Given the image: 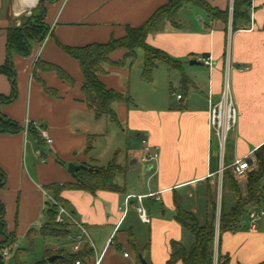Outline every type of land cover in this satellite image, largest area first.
<instances>
[{
    "label": "crops",
    "instance_id": "1",
    "mask_svg": "<svg viewBox=\"0 0 264 264\" xmlns=\"http://www.w3.org/2000/svg\"><path fill=\"white\" fill-rule=\"evenodd\" d=\"M170 1L40 0L34 8L22 10L18 0H0V67L9 55L8 30L21 26L25 18H32L38 7L43 10V24L48 32L42 42L32 43L30 56L12 50L16 98L0 102V116L23 128L19 133H0V180L4 176L0 204L4 207L5 224L0 248L6 237L14 240L15 247L6 264H26L20 256L41 238L35 236L31 240L30 236L46 222V204L54 199L48 188L74 182L68 172L69 164L99 168L116 164L124 171L116 177L121 193H61V205L84 226L92 243L91 247L85 245L88 255L82 264H95L98 258L101 264H141L140 256L148 264H167L173 242L187 247L192 244V236L175 219V196L202 223L210 215V198L216 202L214 264L219 253L227 255L231 264H264V215L252 223V207L248 206L237 231L221 235L219 230L221 213L230 212L238 201L226 175L233 176L246 199L248 177L257 169L254 154L264 145V0H256L253 20L248 7L247 20L234 21L235 0H206L212 7L228 11L226 21L211 19L197 7L184 8L179 29L167 22L163 32L150 34L146 40L149 47L180 62L181 70L159 66L149 82L142 79L141 72L134 80L139 95L132 93L136 60L124 61L125 50L111 55L112 64L105 66L99 80L107 89L129 96V104L114 103L113 110L118 119L116 125L134 142L126 144L124 150L109 148L106 165L101 145L110 140L103 129L109 118H96L88 108L82 93L85 78L80 65L62 50L123 39L128 29L142 27ZM139 50L136 59L142 57L144 64L145 53ZM203 58H211V68L200 62ZM192 61L199 65H191ZM43 63L58 67L72 81L43 69ZM226 76L239 121L236 130L228 135L223 155L209 128V98L213 103L220 100ZM165 79L172 97L157 95ZM150 82L155 87L151 92L147 88ZM175 91L181 99L173 97ZM12 93L10 79L0 74V98H9ZM138 101L141 105H135ZM41 129L48 131L51 146L40 139ZM90 141L92 148L87 150ZM143 142L160 150L158 161L151 166L140 161ZM244 158H250L252 168L245 178L237 179L232 165ZM261 184L264 186V178ZM128 196L145 197L149 224L140 220L135 199L125 213ZM257 208L264 212V202ZM73 231L78 232L75 228ZM43 240L48 248L38 262L45 260L47 254H72V250L57 245H69L65 240ZM130 240L141 250L140 256ZM25 242L27 247L23 249L20 246Z\"/></svg>",
    "mask_w": 264,
    "mask_h": 264
},
{
    "label": "trees",
    "instance_id": "2",
    "mask_svg": "<svg viewBox=\"0 0 264 264\" xmlns=\"http://www.w3.org/2000/svg\"><path fill=\"white\" fill-rule=\"evenodd\" d=\"M186 7H197L209 15L211 19L226 21L228 11L222 12L212 7L206 0H171L165 7L159 9L154 16L142 27L138 29H128L127 36L120 40L112 39L107 44H93L84 48L62 47V50L80 65L81 71L85 78L82 87V93L88 108L95 114L96 118L106 116L109 121L117 124L118 119L113 110V104L124 102L129 104V96L107 89L99 80V75L104 74L105 66L111 65V55L118 50H125L126 55L124 61L134 62L136 60V52L141 49L145 53L142 79L150 81L152 73L159 67L164 66L169 70H181V63L168 57L163 52L149 47L146 43L150 34L161 33L165 29V25L169 22L175 29L181 27L179 16L181 11ZM249 0H235L234 2V21L247 20ZM41 11L40 21L43 22V10ZM37 15L32 18H25L24 23L19 27H13L8 30L7 47L8 58L6 64L0 67V74L6 75L12 85L13 93L9 98H0V102H12L16 98L15 89V73L12 65V50L28 57L31 55L32 43L42 42L46 35L47 29L43 26L40 32L39 27L29 26L34 23ZM38 65V64H37ZM45 70L54 71L58 76L67 82H71V78L56 66L43 63ZM183 82H185L183 80ZM23 128L13 121L0 116V133H19ZM92 141L89 142L87 150L92 148ZM254 159L257 163V169L248 177L247 197L242 198L237 183L231 174L226 175L231 181L234 192L238 197L237 204L228 213H221L220 216V234L233 233L240 227L241 220L245 217L246 208L248 206L258 207L264 202V186L261 184L264 178V145L259 148ZM123 169L116 164H111L105 168L85 165L73 176L74 182L64 185H53L48 190L54 193V200L61 204V193L65 190H78L90 194L99 191L121 193L122 188L116 183L117 175L121 174ZM4 176L1 175L0 187L3 186ZM174 204L176 208V221L184 228V230L192 236V244L187 247L182 243L173 242L171 245V257L167 264H214L215 241H216V202L210 198L209 207L210 215L207 216L202 223L197 216L189 210L183 208L182 199L175 196ZM58 209L51 202L46 204L45 216L46 222L37 231V237L42 239L65 240L70 233L68 225H59L55 219ZM4 207L0 204V235H4L5 224L3 222ZM8 238V237H6ZM33 242V241H32ZM33 244V243H32ZM130 245L140 256L141 250L136 246L133 240ZM87 247L84 246L78 254H58L57 259L50 263L51 255L47 254V258L42 262L35 264H76L82 261L88 255ZM53 255V254H52ZM1 264V263H0ZM217 264H231L229 257L218 254Z\"/></svg>",
    "mask_w": 264,
    "mask_h": 264
},
{
    "label": "built area",
    "instance_id": "3",
    "mask_svg": "<svg viewBox=\"0 0 264 264\" xmlns=\"http://www.w3.org/2000/svg\"><path fill=\"white\" fill-rule=\"evenodd\" d=\"M256 0H249V7L251 11V20H253L254 9ZM200 62L211 68L212 60L211 58H203ZM181 99L182 96H177ZM239 114L236 109V104L231 92L230 83L228 76L225 78L224 87L221 93V98L217 103H213L211 98H209V128L213 136H215L219 143V148L221 153L224 155L226 148V143L228 140V135L234 132L238 126ZM40 139L47 145L51 146L53 141L47 130H40ZM38 155H42L38 152ZM160 157V150L158 147L152 148L148 143L143 142V153L141 156V163L146 166H151L158 161ZM43 158V157H42ZM44 159V158H43ZM256 162V161H255ZM233 167L234 177L237 179L245 178L247 173L251 170L250 158H244L241 160H236ZM223 171V167L221 172ZM152 197V195L147 196ZM135 199L137 201V206L135 207L136 212L140 220L144 224L150 223V218L148 212L144 206L143 196H128L125 200L124 211H128L131 200ZM50 202L55 205L58 209L56 216V223L59 225H68L70 233L65 238V241L71 246L72 254L76 255L83 247L87 244L89 247L92 243L87 236L84 226L77 221L61 204L57 203L54 199H50ZM264 215V212L259 210L257 207H252L249 213L252 223H255L260 217ZM77 229L78 232H74L73 229ZM128 256L127 254L125 255ZM101 258L95 261V264H101ZM76 264H82L81 261H77Z\"/></svg>",
    "mask_w": 264,
    "mask_h": 264
},
{
    "label": "rangeland",
    "instance_id": "4",
    "mask_svg": "<svg viewBox=\"0 0 264 264\" xmlns=\"http://www.w3.org/2000/svg\"><path fill=\"white\" fill-rule=\"evenodd\" d=\"M39 2H40V0H39ZM39 8L40 7H38L37 10H35V13H36L35 15H37V18L35 19V21H33L34 23H31L29 26L34 27V24H35L36 28L39 27L38 31L40 32L41 30H43L44 24L42 21H40L41 11ZM21 25H22V23H21ZM138 52H139L138 54H140V52H142V51L139 50ZM133 65L134 66L132 69V79H133L132 93H134L135 95H139L140 90H138L137 85L134 83V80L135 79L138 80L139 76H141V72L143 70V68H142V66H143L142 57H140V58L138 57ZM161 70H162L161 72H165L164 71L165 69H161ZM161 74L164 77L168 76V75H166V73H161ZM174 74H177V73H174ZM145 82H149V81H145ZM169 86L170 85L167 82V79H165L164 86L161 87V84H160L157 95L158 96H163V95L167 96L169 94V96L172 97V94L170 93L172 91H170ZM147 88L150 90V92L153 91V89H155V87L152 85L151 82L148 84ZM178 94H179V92L175 91V96H173V97L176 98ZM135 105H141V104L138 101L137 104H135ZM103 129H104V133H106L108 135V138H110L109 141H104L101 145L102 150L104 151L103 152V154H104V165H106L108 163L107 162V157H108L107 151H109V148H113V147L117 146L121 150L122 149L124 150L126 148V144L129 146L132 144L133 137L127 136L126 134H124L122 132V129H120L115 123H111L109 120L106 121V124L103 126ZM137 171L139 173L141 172L140 165L137 166ZM225 199H227V197H225ZM36 233L37 232H34L31 234V236H30L31 240L33 237H35ZM57 245L61 246L66 251H71V249H72L70 245H65L63 242L57 243ZM20 247L23 249L26 248L27 243L26 242L23 243ZM45 247L48 248L47 242L41 238H37L34 241V243L31 245V248L29 249L28 253L22 254L20 256V259L22 261H24V263H26V264H33L35 262H38V261L42 260L44 257V251L46 249ZM14 248H15L14 247V240L11 238H5L3 244L1 245V248H0V263L1 264H6L5 260L7 259V256L12 252V250ZM20 253H22V251H20ZM58 254H63L66 256L68 253H66L65 251H62V252H57L53 255L52 254H48V255H51V257H54V256H57Z\"/></svg>",
    "mask_w": 264,
    "mask_h": 264
},
{
    "label": "water",
    "instance_id": "5",
    "mask_svg": "<svg viewBox=\"0 0 264 264\" xmlns=\"http://www.w3.org/2000/svg\"><path fill=\"white\" fill-rule=\"evenodd\" d=\"M191 65H199V63L197 61H192L190 63ZM84 168V166H76L74 164H69L68 166V172L71 174V175H75L77 171H79L80 169ZM57 259V256H54L52 258H50L49 262L52 263L54 262L55 260ZM140 263L141 264H148L146 262V260H144L141 256H140Z\"/></svg>",
    "mask_w": 264,
    "mask_h": 264
},
{
    "label": "bare ground",
    "instance_id": "6",
    "mask_svg": "<svg viewBox=\"0 0 264 264\" xmlns=\"http://www.w3.org/2000/svg\"><path fill=\"white\" fill-rule=\"evenodd\" d=\"M18 1H19L20 5H21V9L22 10H26V9L34 8L37 5L39 0H18Z\"/></svg>",
    "mask_w": 264,
    "mask_h": 264
}]
</instances>
